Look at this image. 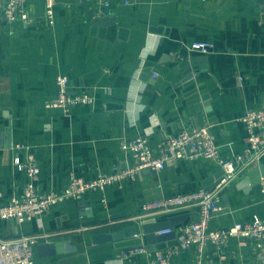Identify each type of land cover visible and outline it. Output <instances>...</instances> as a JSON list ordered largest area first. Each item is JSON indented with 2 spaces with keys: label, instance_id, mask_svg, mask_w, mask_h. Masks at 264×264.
<instances>
[{
  "label": "crops",
  "instance_id": "crops-1",
  "mask_svg": "<svg viewBox=\"0 0 264 264\" xmlns=\"http://www.w3.org/2000/svg\"><path fill=\"white\" fill-rule=\"evenodd\" d=\"M24 9L39 22L0 27L3 201L20 195L26 181L13 162L17 142L35 149L38 187L44 191H60L71 173L93 178L98 171H111L120 140L140 133L156 143L183 127L208 125L222 157L246 147L241 117L249 108L264 106V0H111L106 8L95 0H56L53 24L44 18L45 0H25ZM108 17L115 22L94 23ZM195 40L214 48L192 51ZM58 75L68 77L71 92L92 93L94 102L77 105L70 114L46 106L57 94ZM258 165L224 189V207L213 215L212 228L264 217V176L253 187L242 183ZM220 173V166L205 158L177 159L158 171L142 169L120 185L57 202L39 220L0 221V237L37 233L70 245L51 255H41L36 247L35 264H123L122 249L143 244L153 251L150 247L176 241L172 236L147 242L142 225L130 220L144 201L210 187ZM196 210L185 207L144 219L158 223L186 214L185 222L197 217ZM132 225L142 236L94 242L97 234ZM228 244L233 254L226 257L208 244L211 264L256 260L249 243L232 238ZM194 257V249L186 250L170 264H195ZM135 264H149V257L137 254Z\"/></svg>",
  "mask_w": 264,
  "mask_h": 264
},
{
  "label": "built area",
  "instance_id": "built-area-1",
  "mask_svg": "<svg viewBox=\"0 0 264 264\" xmlns=\"http://www.w3.org/2000/svg\"><path fill=\"white\" fill-rule=\"evenodd\" d=\"M106 8L111 0H95ZM131 0H124L130 4ZM25 0H0V27L22 21L27 25L39 22L37 17L24 9ZM56 0H45L44 18L54 23ZM214 44L204 40H195L189 49L200 53H209ZM66 75H58V91L55 97L46 101L48 107H59L65 114L83 103H93L95 97L89 91L71 92ZM247 136L243 151L225 158L220 155L219 145L208 125L196 128L183 127L173 135L152 143L149 135L140 133L131 139H121L119 158L111 171H98L93 178L71 173L69 181L60 191H44L38 187L40 165L36 151L27 142H17L13 148L17 151L14 164L26 174V181L20 195H13L3 201L0 190V221L14 220L22 223L26 220L41 219L57 202L67 198L80 199L91 190L104 191L107 186L120 185L128 177H134L142 169L160 170L177 159L205 158L215 161L221 169L219 178L210 187L196 191L162 196L142 203L137 215L130 220L142 225L145 216L169 212L185 207L195 208L196 218L175 224L156 231L165 234L175 231L176 241L170 246L153 251L143 244H137L120 251L123 264H135L137 254L149 257V264H170L171 260L183 251L194 249L195 264H211L207 257V246L212 243L216 254L226 257L233 254L228 242L237 238L240 244L251 246L255 256L252 264H264V217L254 216L251 219L237 221L229 227L212 228L213 215L222 210V194L231 181L250 166L258 165L264 158V106L249 108L241 117ZM122 155V157H120ZM264 191V189H263ZM264 203V199H263ZM134 236H142L135 233ZM50 238L37 233L23 234L14 238L0 237V264H35L37 244L48 242Z\"/></svg>",
  "mask_w": 264,
  "mask_h": 264
},
{
  "label": "water",
  "instance_id": "water-1",
  "mask_svg": "<svg viewBox=\"0 0 264 264\" xmlns=\"http://www.w3.org/2000/svg\"><path fill=\"white\" fill-rule=\"evenodd\" d=\"M111 22H115V19L108 17L107 19L96 18L94 20L95 24H109ZM262 176H264V165L259 164L254 167L248 175L243 179L242 183L249 185L251 187L262 182ZM225 208L229 207V200L227 193L223 196ZM187 218L186 214L175 215L167 220L160 221L158 223H150L147 220H143L142 227L145 232V238L148 243H152L156 240H163L167 237H176L175 231L165 234H157L156 231L159 229H164L170 226H174L175 224L183 222ZM136 233V227L134 225L125 228L124 230H119L113 233H102L94 236V242H99L102 240H112L118 239L123 236H132ZM66 242H56L55 240H49L48 242L39 243L37 245V249L40 251L41 255H51L56 252H63L65 250H69L70 245H66ZM155 247H150V250H154ZM42 252V253H41Z\"/></svg>",
  "mask_w": 264,
  "mask_h": 264
}]
</instances>
